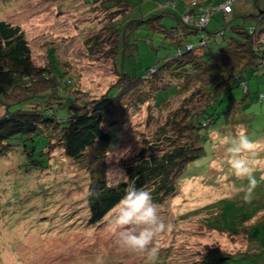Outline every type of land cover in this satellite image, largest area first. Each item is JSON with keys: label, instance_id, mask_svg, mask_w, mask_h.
Segmentation results:
<instances>
[{"label": "trees", "instance_id": "1", "mask_svg": "<svg viewBox=\"0 0 264 264\" xmlns=\"http://www.w3.org/2000/svg\"><path fill=\"white\" fill-rule=\"evenodd\" d=\"M58 1L63 12L69 0ZM81 1L104 12L96 21L104 23L110 44L106 52L119 77L99 96L81 88L79 74L71 72L54 47L48 48L44 63L37 62L24 30L0 19V190L9 205L4 210L10 214V226L24 220L47 227L53 221L71 222L66 204L69 190L65 191L71 176L66 167L61 168L59 154L84 173L89 225L102 224L131 183L149 190L158 205L172 202L180 194L189 166L204 156L208 138L213 139L221 103L229 98L243 113V105L253 102L247 75L264 69V0L262 5L261 0H253L257 7L253 12L234 7L239 0L229 12L220 7L224 0L215 4L164 0L157 12L140 17L129 15L144 0ZM218 10L222 18L210 27ZM168 17L176 23L166 25ZM143 29L162 34L174 51L138 71ZM227 29L233 32L231 38L211 50L210 42L224 37ZM129 59L134 61L126 64ZM236 87L243 92L238 98L233 95ZM146 107L154 131L142 136L143 146L123 165L126 179L114 181L108 171L124 119L130 118L131 113H126L131 109L132 114L143 115ZM249 116V112L242 114ZM88 190L98 195L89 197ZM247 226L220 230L245 236L249 249L229 253L220 246L208 247L201 251L198 264H216L236 253L241 257L257 253L253 226Z\"/></svg>", "mask_w": 264, "mask_h": 264}, {"label": "rangeland", "instance_id": "2", "mask_svg": "<svg viewBox=\"0 0 264 264\" xmlns=\"http://www.w3.org/2000/svg\"><path fill=\"white\" fill-rule=\"evenodd\" d=\"M163 1H141L135 5L129 17L155 13L163 6ZM208 1L215 4V0ZM58 2L0 0V19L18 24L24 30L37 62L44 63L48 48L54 47L71 72L79 74L81 88L99 96L119 78L106 52L110 44L108 34L103 29L104 23L96 21L98 17H102L103 11L99 7L92 10L81 0H69L61 12L57 7ZM255 5L253 0H239L234 3V7L248 12L255 11ZM222 15L221 10L214 12L210 27H216L217 20L221 19ZM164 22L171 26L176 20L168 17ZM142 33L143 40L139 42V56L136 60L138 71L156 65L168 53L174 51L173 46L163 40L162 34L150 33L145 29ZM232 34L233 32L227 29L224 37L219 36L210 42V49L217 50L226 44ZM102 41L107 45H100L99 42ZM191 41L195 39L191 38ZM133 61L129 59L126 64ZM263 70L261 68L260 74L255 75L248 73L246 78L252 91L249 97L253 102L248 101L243 105V113L249 112L250 116L243 118L239 104L229 98L224 100L220 105L222 116L212 126L213 139L208 138L206 153L194 161L182 177L180 194L173 201L170 200L172 202L158 205L160 216L172 227L170 231H165L155 238L154 246L159 248V255L154 262L148 259L152 246L144 251L123 246L119 239L122 229L114 225V211L109 213L99 226L89 225L85 208L84 173L69 165L70 163L59 154L61 168L66 167L71 176L70 186L65 190H69L66 204L71 222L53 221L54 224L47 227L40 221L29 224L24 220L10 226V214L4 210L9 205L0 190V264H96L98 256L102 257L103 264H198L203 256L201 251H206L208 247L220 246L222 251L229 253L238 249H249L250 242L245 236H231L228 231L220 230H238L246 225L253 226V243L259 248L257 253L249 252L250 256L243 257L242 254L236 253L231 259L227 258L216 264H262L264 181L254 189L251 202L246 203L243 200L245 192L241 189H246L248 182L233 175L225 162L227 146L219 145L214 137L217 132L221 136L234 135L236 130L243 126L252 139L264 141V99H261L264 93V73H261ZM233 95L235 98L242 96L241 88L236 87ZM126 101L133 103L129 99ZM130 107L134 108L131 104ZM132 112L131 109L127 111L126 115L131 113L130 118L124 119L121 141L111 154L114 161L110 164L108 174L114 181L126 179L123 165L135 157L143 146L142 136L149 133V130L154 131L150 127L152 123L148 120L149 116L147 117V107L143 115ZM230 131L232 133H229ZM112 134L116 137L113 130ZM261 174H264V168L255 173L257 178Z\"/></svg>", "mask_w": 264, "mask_h": 264}, {"label": "clouds", "instance_id": "3", "mask_svg": "<svg viewBox=\"0 0 264 264\" xmlns=\"http://www.w3.org/2000/svg\"><path fill=\"white\" fill-rule=\"evenodd\" d=\"M214 140L221 146H227L226 164L233 175L240 180H247L243 200L251 202L252 193L256 186L264 181V174L259 178L255 173L264 168V141L252 139L246 129L236 130L234 135L216 133ZM86 195L96 196L94 190H88ZM114 225L122 229L119 239L123 246L144 251L150 248L148 259L154 262L159 255V248L154 246L155 238L165 231L171 230V224L160 216L158 204L153 201L152 194L145 188H137L135 183L128 184L125 195L118 201L113 209ZM96 264H103L102 257L98 256Z\"/></svg>", "mask_w": 264, "mask_h": 264}, {"label": "built area", "instance_id": "4", "mask_svg": "<svg viewBox=\"0 0 264 264\" xmlns=\"http://www.w3.org/2000/svg\"><path fill=\"white\" fill-rule=\"evenodd\" d=\"M236 0H224L221 4L220 7L223 8L225 11H231L232 10V4ZM203 20H206V18H203Z\"/></svg>", "mask_w": 264, "mask_h": 264}]
</instances>
